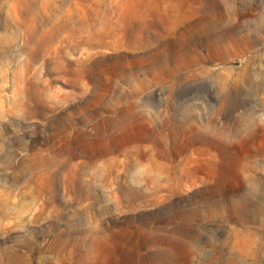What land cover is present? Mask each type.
I'll list each match as a JSON object with an SVG mask.
<instances>
[{"label": "rangeland", "instance_id": "rangeland-1", "mask_svg": "<svg viewBox=\"0 0 264 264\" xmlns=\"http://www.w3.org/2000/svg\"><path fill=\"white\" fill-rule=\"evenodd\" d=\"M0 264H264V0H0Z\"/></svg>", "mask_w": 264, "mask_h": 264}]
</instances>
